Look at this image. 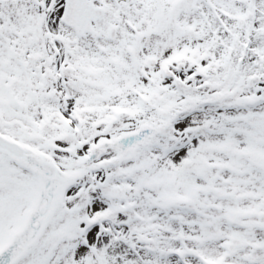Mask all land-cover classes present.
Returning a JSON list of instances; mask_svg holds the SVG:
<instances>
[{"label": "snow or ice", "instance_id": "6c2138e0", "mask_svg": "<svg viewBox=\"0 0 264 264\" xmlns=\"http://www.w3.org/2000/svg\"><path fill=\"white\" fill-rule=\"evenodd\" d=\"M0 264H264V0H0Z\"/></svg>", "mask_w": 264, "mask_h": 264}]
</instances>
